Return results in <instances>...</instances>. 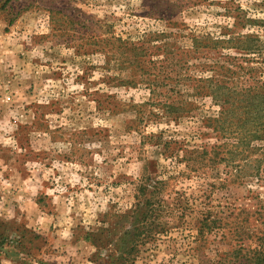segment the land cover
Segmentation results:
<instances>
[{
	"label": "rangeland",
	"instance_id": "obj_1",
	"mask_svg": "<svg viewBox=\"0 0 264 264\" xmlns=\"http://www.w3.org/2000/svg\"><path fill=\"white\" fill-rule=\"evenodd\" d=\"M199 78L264 87V0H0V264H248L235 207L264 201V138ZM237 127L247 150L186 165ZM144 172L167 180L145 223ZM199 211L224 227L200 238Z\"/></svg>",
	"mask_w": 264,
	"mask_h": 264
},
{
	"label": "trees",
	"instance_id": "obj_2",
	"mask_svg": "<svg viewBox=\"0 0 264 264\" xmlns=\"http://www.w3.org/2000/svg\"><path fill=\"white\" fill-rule=\"evenodd\" d=\"M197 81L201 85H197L195 88L196 95H208L209 93L204 91L205 85L211 88V91L217 90L214 96H218L222 98V101L219 102H226L228 103V107L231 110H241L244 114V118L240 120L239 127L244 129L245 132H248L249 136H254L255 138L263 137L264 134L261 132H264V87L261 89H254L255 86H251L249 88L242 87L239 89L238 84L234 83L231 87L229 85H226L224 83H217L210 86V83L208 84L207 81H205L203 78L197 79ZM210 91V92H211ZM242 95V97H238L236 99L237 104H235L234 100L232 99L235 97L236 94ZM213 96V95H212ZM221 100V99H220ZM227 108V107H226ZM226 108L223 110V113H225ZM208 121L216 122V119H210L208 118ZM218 121V120H217ZM225 123L224 118L219 119V124H216L213 128L217 129L221 132L227 131L228 128L224 126ZM209 124V123H208ZM237 127V135L234 136L236 138V143H229L227 140L222 143H214V144H200L197 145L196 148H194V154L193 157H188L189 160H201L200 167H192V165H189L186 161V165L193 171H199L201 170V167L203 165L209 164L208 162L217 160L220 161L222 158H224L221 154V148L222 147H236L238 148L240 145L243 146V150L248 149L247 141L245 140V137L239 135L241 132V129ZM228 148V152L236 153L237 150ZM190 151L189 153H191ZM250 157H243V163L235 166V174L244 173L243 169L246 167V165H249V159ZM254 175H259V168L256 166L254 168ZM234 174V175H235ZM236 174V175H237ZM233 176V175H230ZM234 180V179H232ZM137 184H138V193H137V203H135L137 209H142V218L145 223V220L147 218H150L152 216H157L162 211V202L164 203V186L167 183V180L160 179V178H154L148 173H143L138 178ZM223 181V180H221ZM219 182L220 184H227L226 182ZM211 188L209 190L211 191ZM250 195V204L249 206H237L235 209L241 213L244 214L243 220L246 221L243 228L247 233V238L251 240V243H249V246L245 250V253L241 255L242 258H244V262H248V264H264V201H252L251 199H256L257 197L254 196L253 191L248 190L247 191ZM182 195V193H181ZM183 197V196H182ZM186 201L185 207L179 208V212H183L186 210H195L196 205L194 206L193 202H189V199L183 198ZM193 205V206H192ZM135 207V208H136ZM203 210V209H200ZM201 214V219L196 220L195 226L196 231L200 235V238L205 239L209 234L213 233L215 230L218 231L220 228H223L224 225L220 221V217L213 216L214 218L208 219L209 217L203 212L199 211ZM207 212L209 213V209H207ZM233 214V212H232ZM237 213H234V216H236ZM151 223V222H150ZM235 230L241 228V225L234 226ZM221 231V230H220ZM244 231V233H245ZM127 233V232H126ZM125 237V234H124ZM122 245V253H130L131 250H135V242L131 239H121ZM254 243V245H253ZM119 259H122L121 253L118 255ZM235 263V261H234Z\"/></svg>",
	"mask_w": 264,
	"mask_h": 264
}]
</instances>
